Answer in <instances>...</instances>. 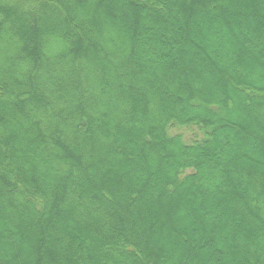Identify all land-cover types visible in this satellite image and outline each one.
<instances>
[{
  "label": "trees",
  "instance_id": "trees-1",
  "mask_svg": "<svg viewBox=\"0 0 264 264\" xmlns=\"http://www.w3.org/2000/svg\"><path fill=\"white\" fill-rule=\"evenodd\" d=\"M0 264H264V0H0Z\"/></svg>",
  "mask_w": 264,
  "mask_h": 264
},
{
  "label": "rangeland",
  "instance_id": "rangeland-1",
  "mask_svg": "<svg viewBox=\"0 0 264 264\" xmlns=\"http://www.w3.org/2000/svg\"><path fill=\"white\" fill-rule=\"evenodd\" d=\"M204 14L203 13H200L199 15H197L196 17L199 19V18H201L202 16H203ZM196 18V19H197ZM171 132L172 133H182V134H184L185 135V137H187V138H192V137H194V136H196L197 134H199V133H197L196 131H195V129H191V128H182V127H175V128H172L171 129ZM256 160H259V161H261V160H263V159H261V158H258V159H256ZM164 212H165V214L166 215H168L169 216V210H167V205H166V203H165V205H164ZM152 218H151V216L150 217H148L147 219H146V221H145V223H147V222H152ZM180 222H181V219H178ZM141 222V221H140ZM145 225V224H144ZM159 232H161V231H159ZM22 261V260H21Z\"/></svg>",
  "mask_w": 264,
  "mask_h": 264
}]
</instances>
